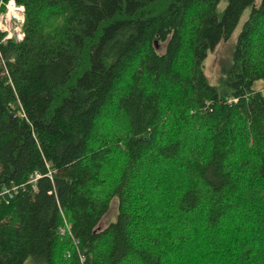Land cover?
I'll list each match as a JSON object with an SVG mask.
<instances>
[{"label":"trees","instance_id":"1","mask_svg":"<svg viewBox=\"0 0 264 264\" xmlns=\"http://www.w3.org/2000/svg\"><path fill=\"white\" fill-rule=\"evenodd\" d=\"M16 1L0 264H264V0L214 83L204 60L254 0Z\"/></svg>","mask_w":264,"mask_h":264},{"label":"built area","instance_id":"2","mask_svg":"<svg viewBox=\"0 0 264 264\" xmlns=\"http://www.w3.org/2000/svg\"><path fill=\"white\" fill-rule=\"evenodd\" d=\"M24 14L25 7L22 3H18L16 0L14 2L13 0H0V43L8 39L15 41L22 40L24 37ZM19 114L23 115L22 110H19ZM39 175L38 172H35L28 179V182H31L33 187H35V182ZM16 188V185L11 187L3 186L0 189V202L12 196ZM58 231L61 235H69L73 243L77 245L78 240L71 231V223L65 218L62 225L59 226Z\"/></svg>","mask_w":264,"mask_h":264},{"label":"rangeland","instance_id":"3","mask_svg":"<svg viewBox=\"0 0 264 264\" xmlns=\"http://www.w3.org/2000/svg\"><path fill=\"white\" fill-rule=\"evenodd\" d=\"M262 0H254L253 3L249 6H247L243 12L241 13V16L239 18V21L232 32V34L226 38L222 39L212 51H209L207 54L205 60H204V71L208 77V80L210 83H214L217 79L218 76V67H219V62L221 60H226L230 54V50L233 46V43L236 40V35L238 31L241 29V26L248 16L250 9L252 6H258L259 3ZM226 4V0H220L218 5H217V12L220 14ZM163 48L160 47V50ZM117 213V199L116 197H113L110 202V206L108 210L105 212V214L102 216L100 219L99 223L100 226L108 224L110 221H113L116 217ZM23 264H36L32 261L31 258H27Z\"/></svg>","mask_w":264,"mask_h":264},{"label":"clouds","instance_id":"4","mask_svg":"<svg viewBox=\"0 0 264 264\" xmlns=\"http://www.w3.org/2000/svg\"><path fill=\"white\" fill-rule=\"evenodd\" d=\"M13 2H14V0H13Z\"/></svg>","mask_w":264,"mask_h":264}]
</instances>
